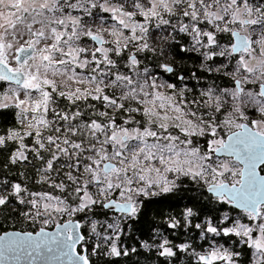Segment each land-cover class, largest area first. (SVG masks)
<instances>
[{"label": "snow or ice", "instance_id": "obj_1", "mask_svg": "<svg viewBox=\"0 0 264 264\" xmlns=\"http://www.w3.org/2000/svg\"><path fill=\"white\" fill-rule=\"evenodd\" d=\"M173 45L218 74L198 97L186 95L184 75L177 85L146 63L159 60L163 73L175 75L167 62ZM221 76L231 86L217 85ZM192 78L199 85L202 77ZM0 82L14 85L0 94V109L15 108L24 129L0 135V148L14 143L9 164L31 165L36 176H21L51 189L33 192L0 178V209L24 205L19 215L43 225L35 233L0 231V264H91L89 251L118 264L136 252L119 241L122 225L139 218L141 198L175 192L182 177L248 222L225 213L217 223H197L209 245L203 252L167 238L148 237L141 247L165 264L178 253L195 264H241L236 249L244 245L249 264H264V0H0ZM97 207L121 217L93 219ZM194 215L185 209V228ZM85 221L97 237L90 250ZM53 222L56 230L46 231ZM98 224H106L103 233ZM168 227L181 221L170 218ZM215 237L237 239L225 246Z\"/></svg>", "mask_w": 264, "mask_h": 264}, {"label": "trees", "instance_id": "obj_2", "mask_svg": "<svg viewBox=\"0 0 264 264\" xmlns=\"http://www.w3.org/2000/svg\"><path fill=\"white\" fill-rule=\"evenodd\" d=\"M225 35V34H221ZM186 39L183 40L182 38ZM110 39V37H106ZM180 42H187L186 46H190L191 38L185 36L184 34H179L177 37ZM87 38H84L82 43L87 42ZM90 43V42H88ZM107 46V45H105ZM177 45H173L175 48ZM94 47V46H93ZM143 53L139 54V57L143 59ZM119 59V58H117ZM202 58L199 57L195 52L181 53L176 49L172 56L169 55L167 62L172 63L175 69V75H173V79L177 80L179 75H184L186 77L188 87L192 88L196 92L197 88L203 87L207 88L210 83H212L213 78L217 77V73L213 72L211 74L204 72L200 68V62ZM150 68L157 67L156 71L162 76L164 79L167 78L166 73H163L159 70L158 64L159 60H150L146 62ZM209 63H212L211 61ZM144 64H141V68H143ZM198 68H200L198 70ZM121 71L127 72L128 69L123 68L121 65ZM196 72L201 75V80L199 81V85L195 79L192 78V73ZM215 83L220 85L221 87H226L228 85V80L225 77L221 76L220 78L215 79ZM9 83L0 82V94L8 91ZM197 93H195L196 95ZM97 103V102H92ZM61 107L67 105L69 108L72 105H69L67 101H60ZM103 110V109H101ZM110 111V110H109ZM17 110L15 108H6L0 109V135L6 134L9 129H19L23 131V126L18 122L17 119ZM224 117L222 116L221 119ZM25 143L31 145L32 138L29 137ZM16 145L12 142H9L6 148H0V178H2L5 174L7 179L13 182H20L22 184L27 183L28 188L33 192H41V191H51L46 184H38L35 182V179L25 180L24 176H21V173H25L29 177H35V170L31 165L25 166L24 164L11 165L9 164L8 158L11 155V152L15 149ZM33 163L36 167L40 166V162L38 160H33ZM8 165V168H5L4 165ZM10 169V171H9ZM182 186L178 188L175 192L167 194L165 196L158 197L157 199L151 198L145 204L141 210V214L136 220H128L127 224H123L122 227L124 229L123 234L120 237L119 243L131 250L132 248L136 249V252H131L127 257L117 258L118 264H165V260L162 257L156 255V251L153 249L151 251L144 249L141 247V241L147 240L148 237H154L155 242H159L162 238H167L174 242L175 244H180L185 241V237L193 238V243L197 244L200 239V233L197 232L196 229H193L191 226L188 228L184 227L183 224V213L186 208H192L195 215L190 218L192 221L196 220H212L213 223H217L218 220L228 212L230 215L240 214V212L231 210L229 207H225L222 204H214L210 200V195L206 193L204 186L197 185L190 179L187 182H184V177L181 178V181H178ZM115 198V197H114ZM211 201V202H210ZM17 209H24L27 211V208L24 205H16L15 207H8L6 210L0 209V231L3 230H18V231H31L36 232L40 227H43L41 224H33L24 220L22 216L19 215ZM100 207L96 208V215L93 219L104 222L107 220L109 214L105 215ZM81 213L79 216H83ZM92 214L89 213V216ZM79 217H77L78 219ZM170 218H177L181 221V227L177 229H171L168 227V220ZM66 219V218H61ZM108 221V220H107ZM90 221L84 222V227L82 228V234L85 235L86 240L89 241L88 248L91 249L92 243L97 241V237L92 235L89 236V227L88 224ZM54 224L50 223L45 227L51 228ZM104 227H101L100 224L97 226V230L101 233L104 232ZM159 233V235H158ZM184 237V239H183ZM235 237H232L230 240H226L227 243L225 246H231L232 242L235 241ZM191 242L192 240H187ZM221 243H225L222 237L218 240ZM153 242V241H149ZM196 247V246H195ZM80 248V247H79ZM197 251L203 252L205 249L200 247H196ZM241 253L240 262L241 264H249L250 261V253L249 250L244 245H240L236 249ZM89 256L91 260V264H111L108 257L103 255L100 256H92L89 251ZM175 264H195L194 258L186 255L185 253H178L177 257H173Z\"/></svg>", "mask_w": 264, "mask_h": 264}, {"label": "flooded vegetation", "instance_id": "obj_3", "mask_svg": "<svg viewBox=\"0 0 264 264\" xmlns=\"http://www.w3.org/2000/svg\"><path fill=\"white\" fill-rule=\"evenodd\" d=\"M183 40H185L186 38L185 37H183L182 38ZM87 40V39H86ZM88 42H90V41H87L86 43H88ZM91 43H93V42H91ZM181 44H184L185 46L187 45V42L186 41H184V42H181ZM93 46L94 47H98L97 45H95V44H93ZM178 50V45L175 47V50ZM181 52V51H180ZM181 53H188V52H181ZM170 56H172V54L170 55ZM218 59V58H217ZM154 70H156L157 69V67H154L153 68ZM200 68H198V70H199ZM160 70V69H159ZM166 77L167 78H165L168 82H172V83H175V84H177V85H180L181 84V81L177 78V80H174L173 79V75L174 74H172V73H166ZM226 78V80H228V85L226 86V87H228V86H231V80H230V78L229 77H225ZM5 83H7V82H5ZM185 84L187 85V87H188V84H187V81L185 82ZM10 85V87H14V85H11V84H9ZM199 91H200V88H197V90H196V92L194 91V90H192L191 92H187L186 93V95L188 96V98H191L195 93H197L196 95H197V97H198V95H199ZM253 112H254V110H249V112H248V115H249V118L250 119H258L259 118V115L258 116H254V114H253ZM226 138V137H225ZM219 159H222V158H219ZM226 159V158H225ZM188 181V178H186V177H184V182H187ZM210 197V196H209ZM151 198H155V199H157L158 197H151ZM151 198H141V199H143L144 200V204L149 200V199H151ZM211 199H214V198H212V197H210ZM216 204H220V203H216ZM223 206H227V207H229L231 210H234V211H237L236 209H233L230 205H228V204H222ZM144 207V206H143ZM142 207V208H143ZM237 212H243V211H237ZM118 215H120L121 216V214H118ZM245 215V214H244ZM246 222H248L247 221V217H246ZM197 223H200V224H204V220H196V221H192L191 220V227L193 228V229H196L195 228V225L197 224ZM183 224H184V222H183ZM197 230V232H199L200 233V231L198 230V229H196ZM183 239H184V237H183ZM215 239L216 240H219L220 239V237H215ZM187 240H192L191 242H189V241H187ZM223 240L224 241H226V240H230L229 238H223ZM184 242H188V243H191V244H193V246H196V247H198L199 245H203L204 247L202 248V249H207L208 248V243L206 242V241H204V240H201L200 239V241L197 243V244H194L193 243V238H189V237H185V241ZM183 243V242H182ZM78 250H79V246H78ZM249 253H250V250H249ZM250 259H251V256H250Z\"/></svg>", "mask_w": 264, "mask_h": 264}, {"label": "rangeland", "instance_id": "obj_4", "mask_svg": "<svg viewBox=\"0 0 264 264\" xmlns=\"http://www.w3.org/2000/svg\"><path fill=\"white\" fill-rule=\"evenodd\" d=\"M89 45H92L93 46V43H91V41H90V43H88ZM12 63H13V66H14V64H15V61H14V58H12V61H11ZM9 88H10V86H9ZM21 98H23V96L21 95ZM253 114H254V116H258L259 115V113H256L255 111L253 112ZM219 158H222V159H225L226 157H224V156H222V157H219ZM211 197V196H210ZM115 198H118V197H115ZM210 200L212 201V202H214V204L215 203H218L217 201H215V199H211L210 198ZM102 211H104V212H107L108 214H109V216L107 217V220H108V222H112V221H114V220H116L117 218H120L121 216L120 215H118V214H120V213H114V212H110V211H106V210H104V209H102ZM230 217H232L233 219H241V221L242 222H246V216L244 215V213L243 212H240L241 213V215L240 214H235V216L234 215H230L228 212H226ZM215 223V222H214ZM53 226L50 228H46L47 230H51V229H53L56 225H55V222H53ZM38 231V230H37ZM33 233H35V232H33ZM235 239H237V238H235ZM80 247V246H79Z\"/></svg>", "mask_w": 264, "mask_h": 264}, {"label": "water", "instance_id": "obj_5", "mask_svg": "<svg viewBox=\"0 0 264 264\" xmlns=\"http://www.w3.org/2000/svg\"><path fill=\"white\" fill-rule=\"evenodd\" d=\"M97 46H99V45H97ZM223 155H220L219 157H222ZM218 157V158H219ZM209 194V193H208ZM210 196H211V194H209ZM237 211H242V210H240V209H236ZM106 211H110V212H114V213H119L117 210H115V209H109V210H106ZM46 231H55L56 230V226L53 228V229H51V230H47V229H45Z\"/></svg>", "mask_w": 264, "mask_h": 264}, {"label": "bare ground", "instance_id": "obj_6", "mask_svg": "<svg viewBox=\"0 0 264 264\" xmlns=\"http://www.w3.org/2000/svg\"><path fill=\"white\" fill-rule=\"evenodd\" d=\"M207 193V192H206ZM208 194V193H207Z\"/></svg>", "mask_w": 264, "mask_h": 264}]
</instances>
